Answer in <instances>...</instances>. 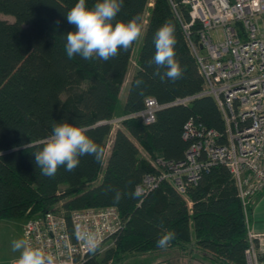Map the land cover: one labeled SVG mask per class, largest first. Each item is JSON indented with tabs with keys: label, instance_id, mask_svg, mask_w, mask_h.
Here are the masks:
<instances>
[{
	"label": "trees",
	"instance_id": "1",
	"mask_svg": "<svg viewBox=\"0 0 264 264\" xmlns=\"http://www.w3.org/2000/svg\"><path fill=\"white\" fill-rule=\"evenodd\" d=\"M172 1L190 21L189 6L182 0ZM77 2L0 0V13L14 17L13 21L0 17V220L33 217L59 203L67 215L78 209L117 206L125 225L112 236L114 246L100 262L93 258L90 264H121L128 253L184 249L190 244L223 264H248L247 217L235 179L224 165L189 186L185 195L164 182L143 198L124 195L119 204L113 203V190L130 193L145 174L157 172L142 150L152 159L162 156L182 161L189 147L183 131L190 118L221 131L225 122L212 96L196 98L189 105H169L157 112L151 124L138 117L120 122L106 158L110 121L117 117L137 41L108 61L80 56L69 59L64 47L66 33L75 28L67 22L66 14ZM96 2L86 0V6L93 7ZM150 2L123 0L112 21L114 26L117 20L127 22L139 15L143 28L147 19L123 116L143 109L147 97L164 104L203 88L171 0H154L153 6ZM165 21L175 25L176 59L183 70L175 82L161 81L154 74L156 65L148 63L156 51L154 34ZM199 27L197 22L194 28ZM54 121L87 129L86 135L103 148L102 159L82 156L73 171L61 166L54 177L42 175L32 153L42 147L39 141L51 135ZM251 210L252 205L248 207L249 222ZM166 231H173L175 238L168 247L160 248L156 241ZM259 259L264 264V253Z\"/></svg>",
	"mask_w": 264,
	"mask_h": 264
},
{
	"label": "built area",
	"instance_id": "2",
	"mask_svg": "<svg viewBox=\"0 0 264 264\" xmlns=\"http://www.w3.org/2000/svg\"><path fill=\"white\" fill-rule=\"evenodd\" d=\"M182 3L189 6L190 21L182 17L177 3L171 0L203 77L202 90L164 104L155 97H147L143 109L110 123L139 116L149 124L164 107L187 105L196 97L212 96L222 112L226 131L207 128L190 118L183 131L184 139L191 141L185 160L157 158L153 163L159 172L145 175L140 185L142 195L164 180L185 194L189 186L198 184L203 174L225 165L235 179L247 215L252 198L264 190V0H182ZM197 22L200 27L195 29ZM122 226L117 207L108 206L73 211L69 220L63 214L48 211L28 218L22 231L23 239L41 249L51 264H90L93 253L76 238L75 229L95 233L100 241L98 250L102 251L106 239ZM248 239L249 264H261L255 243L264 245L263 235L248 226Z\"/></svg>",
	"mask_w": 264,
	"mask_h": 264
},
{
	"label": "clouds",
	"instance_id": "3",
	"mask_svg": "<svg viewBox=\"0 0 264 264\" xmlns=\"http://www.w3.org/2000/svg\"><path fill=\"white\" fill-rule=\"evenodd\" d=\"M123 0H97L91 9L86 6V0L78 2L67 12L66 18L75 30L66 33L65 51L69 59L80 56L85 60L99 58L103 61L117 56L120 49L127 51L135 41L141 38L142 22L139 15L127 22L112 21L121 10ZM59 24V21H57ZM155 54L149 59V65L155 64V75L161 81L175 82L183 75V70L176 59L175 25L165 21L154 34ZM161 69H165L161 72ZM142 81H137L139 85ZM87 129L75 126L67 121L53 122L52 132L47 138L38 142L40 149L32 153L35 164L42 175L54 177L59 167L64 166L66 171H73L80 163V157L91 155L97 161L102 159L103 148L94 142L88 135ZM30 144L23 145V147ZM0 155H3L0 152ZM113 203L119 204L124 195L132 199L141 197L143 189L137 186L130 193L113 190ZM75 236L82 240L89 252L95 253L100 241L93 232L83 231L77 227ZM175 238L173 231H166L157 241V246L166 248ZM13 252L19 253L16 264H51L45 253L29 245L23 239H14L11 242Z\"/></svg>",
	"mask_w": 264,
	"mask_h": 264
},
{
	"label": "rangeland",
	"instance_id": "4",
	"mask_svg": "<svg viewBox=\"0 0 264 264\" xmlns=\"http://www.w3.org/2000/svg\"><path fill=\"white\" fill-rule=\"evenodd\" d=\"M0 17L8 21L14 20V17L10 15H5L2 13H0ZM146 21L147 19L143 22L142 30L146 26V23H147ZM143 37H144V31H142L141 38L138 39L136 42V46L134 48V52L132 56L133 59H135L138 55L139 49L143 42ZM135 65H136L135 61L132 60L129 71H128L129 75H127L126 81L123 86L122 99L120 98V106L116 113L117 117L114 119H118L121 116L123 117L122 115L123 111H122L121 105L125 101V92H126V87L129 82L130 75H132L134 71L136 70ZM119 127H120V122L112 124V130H114V132H111L107 140L106 158L109 156L111 152V145L115 137V131ZM142 154L144 155V157L147 156L150 162L154 165L153 162L155 161V159L150 158L151 157L150 154H148L144 150H142ZM50 211H54L57 213H62V212L65 213L60 203L57 204L53 210H50ZM251 219L252 218L250 216V220ZM24 222H25V218L0 220V263L1 264H13L19 258V253L12 251L11 242L14 239L23 238L22 227H23ZM255 244H256L255 248H256L257 258L260 261L259 255L261 253H264V245L261 246L259 241H257ZM110 247H112L111 241L110 240L105 241L102 246L104 250L102 253L98 254V257L96 258V262L97 261L100 262L104 253L106 252V249ZM12 261L13 263H11ZM121 264H223V263L211 258L208 255V253L202 248H200L199 246L195 244H190L184 247V249H181L180 247H174V248L161 249V250L151 252V253H131V254L128 253L126 257L123 259V261L121 262Z\"/></svg>",
	"mask_w": 264,
	"mask_h": 264
},
{
	"label": "bare ground",
	"instance_id": "5",
	"mask_svg": "<svg viewBox=\"0 0 264 264\" xmlns=\"http://www.w3.org/2000/svg\"><path fill=\"white\" fill-rule=\"evenodd\" d=\"M151 2L152 3H154V0H151ZM150 2V3H151ZM150 3H149V5H150ZM150 6H153V4L152 5H150ZM190 12V11H189ZM189 15H190V13H189ZM190 19H191V16H190ZM180 21V20H179ZM188 21V20H187ZM195 35V34H194ZM185 36V35H184ZM195 39V38H194ZM197 39V38H196ZM185 40H186V38H185ZM186 43H187V41H186ZM187 46H188V44H187ZM189 47V46H188ZM189 50H190V52H191V54L194 56V54L192 53V51H191V49L189 48ZM194 58H195V56H194ZM195 60H196V58H195ZM196 65H197V61H196ZM197 68H198V65H197ZM198 71H199V68H198ZM199 73H200V71H199ZM200 75H201V73H200ZM202 76V75H201ZM203 78V77H202ZM203 83H204V81H203ZM198 94V93H197ZM200 97H203V96H199V97H196V98H200ZM196 98H194V99H196ZM193 99V100H194ZM190 103H188L187 105H189ZM217 104V103H216ZM218 106V105H217ZM165 108V107H164ZM163 109V108H162ZM218 109H219V107H218ZM161 110V109H160ZM160 110H158V111H160ZM157 111V112H158ZM219 111L221 112V110L219 109ZM134 113H136V112H134ZM130 114H133V113H130ZM130 114H128V115H130ZM156 115H157V113H156ZM221 115H222V112H221ZM125 116H127V115H125ZM124 117V116H123ZM140 118V119H142L141 117H139V116H133V117H128V118ZM128 118H126V119H128ZM222 118H223V115H222ZM194 119V118H193ZM155 120H156V118H155ZM223 120H224V118H223ZM142 122H143V120H142ZM154 122V121H153ZM152 122V123H153ZM224 122H225V120H224ZM144 123V122H143ZM144 124H146V123H144ZM149 124H151V123H149ZM204 126V125H203ZM206 127V126H205ZM214 129H216V128H214ZM218 130V129H217ZM218 131H220V132H222V133H224L225 131H226V124H225V130L224 131H221V130H218ZM112 132H114V130H112ZM186 140V139H185ZM188 142H189V147H190V144H191V141L190 140H187ZM189 147H188V149L186 150V154H185V158H186V155H187V151L189 150ZM159 157H162V156H158V157H156L155 158V160L157 159V158H159ZM164 158V157H163ZM185 158H184V160H185ZM166 159V158H165ZM167 160H169V159H167ZM169 161H174V160H169ZM183 161V160H182ZM155 166V165H154ZM219 166V165H218ZM225 166V165H224ZM156 168H157V172L156 173H158L159 172V168L157 167V166H155ZM216 167V166H215ZM227 167V166H226ZM214 168V167H213ZM212 168V169H213ZM228 168V167H227ZM211 169V170H212ZM229 169V168H228ZM211 172V171H210ZM209 172V173H210ZM156 173H147V174H156ZM209 173H206V174H209ZM147 174H145V175H147ZM206 174H203V176L204 175H206ZM145 175H144V177H145ZM202 176V177H203ZM144 177H143V179H144ZM201 177V178H202ZM143 179H142V182H143ZM201 179H199V181H200ZM142 182H141V184H142ZM164 182H168V183H170L171 185H173L171 182H169V181H167V180H164V181H162L161 183H160V185L157 187V188H159L160 186H161V184L162 183H164ZM141 184H139L138 186H140ZM197 185V184H196ZM191 186H195V185H191ZM173 187L174 188H176L174 185H173ZM157 188H155V189H157ZM154 189V190H155ZM177 189V188H176ZM188 189V188H187ZM153 191V190H152ZM152 191H150V192H152ZM149 192V193H150ZM180 192V191H179ZM187 192V191H186ZM181 193V192H180ZM181 194H183V193H181ZM186 194V193H185ZM185 194H183V195H185ZM147 195V194H146ZM142 196V198L145 196V195H141ZM256 196V195H255ZM254 196V197H255ZM254 197L252 198V200H251V203L249 204V206L250 205H253V203H254ZM241 199V198H240ZM242 201V200H241ZM242 205H243V203H242ZM248 206V207H249ZM106 207H108V206H106ZM115 207H117V206H115ZM99 208H102V207H99ZM243 208H244V206H243ZM86 209V208H85ZM117 209H118V207H117ZM78 210H81V209H78ZM73 211H76V210H73ZM73 211H71V213H70V215L69 216H67L64 212H62V213H60V214H63L68 220L70 219V217H71V214H72V212ZM118 211H119V209H118ZM48 212V211H47ZM54 212V211H53ZM44 213H46V212H44ZM244 213H245V210H244ZM43 214V213H42ZM119 214H120V211H119ZM246 214V213H245ZM246 217H247V228H248V226L251 228V225H250V222H249V220H248V209H247V215H246ZM28 218H30V217H26L25 218V221L28 219ZM120 218H121V215H120ZM121 220L123 221V226L125 225V221L121 218ZM119 231V230H118ZM118 231H116V232H118ZM115 232V233H116ZM115 233H113L108 239H106V241L107 240H110L111 241V245L112 246H114V239H113V235L115 234ZM107 250V249H106ZM103 252V250L102 251H100V250H97L94 254H93V257H92V259H91V261L93 260V258H97L98 257V254H100V253H102ZM246 255H247V250H246ZM247 262H248V257H247ZM248 264H249V262H248Z\"/></svg>",
	"mask_w": 264,
	"mask_h": 264
},
{
	"label": "crops",
	"instance_id": "6",
	"mask_svg": "<svg viewBox=\"0 0 264 264\" xmlns=\"http://www.w3.org/2000/svg\"><path fill=\"white\" fill-rule=\"evenodd\" d=\"M144 30H145V28L142 31H144ZM133 61H135V63H137V57L135 59H133ZM135 66H136V70H137V64ZM136 70L134 71V73L132 75H130L129 82H128V85L126 87L125 99H126V95H127V91L129 88L130 81L132 79V76L135 74ZM127 75H129V73H127ZM125 81H126V79H125ZM125 81H124V83H125ZM124 83H123V86H124ZM123 86H122V90H123ZM120 98L122 99V91H121ZM123 104L121 106H123ZM251 218H252L251 219L252 221L250 220V225H251V228L253 229V231L257 234L264 235V190L257 193L256 196L254 197V204L252 205V210H251ZM11 263H13V261Z\"/></svg>",
	"mask_w": 264,
	"mask_h": 264
},
{
	"label": "water",
	"instance_id": "7",
	"mask_svg": "<svg viewBox=\"0 0 264 264\" xmlns=\"http://www.w3.org/2000/svg\"><path fill=\"white\" fill-rule=\"evenodd\" d=\"M89 9H91L92 8V6H90V7H88Z\"/></svg>",
	"mask_w": 264,
	"mask_h": 264
}]
</instances>
